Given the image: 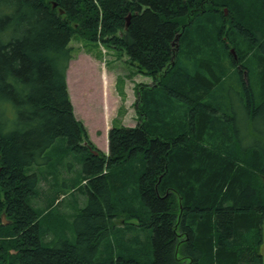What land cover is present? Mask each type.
<instances>
[{
    "label": "trees",
    "instance_id": "obj_1",
    "mask_svg": "<svg viewBox=\"0 0 264 264\" xmlns=\"http://www.w3.org/2000/svg\"><path fill=\"white\" fill-rule=\"evenodd\" d=\"M73 36L152 79L106 156L73 115ZM229 46L225 112L210 95ZM0 167V264H264V0H0ZM66 190L86 201L63 228Z\"/></svg>",
    "mask_w": 264,
    "mask_h": 264
},
{
    "label": "rangeland",
    "instance_id": "obj_2",
    "mask_svg": "<svg viewBox=\"0 0 264 264\" xmlns=\"http://www.w3.org/2000/svg\"><path fill=\"white\" fill-rule=\"evenodd\" d=\"M70 47L73 58L66 74V83L73 113L92 142L93 148L89 152L104 155L107 152V130L111 126L130 127L135 124L136 114L133 102L135 101L136 85L139 83L151 85L152 82L149 77L136 72L123 50H116L113 47L105 46L99 42H90L77 36L72 37ZM230 49L234 51L233 56L237 57L232 46L226 49V54ZM220 63L222 65L217 72L223 78V84H221V80L214 88V92L215 95L218 94L216 102L219 103L220 111L226 112L228 111L227 106L235 103V101H229V91L230 89L236 90V86L239 84L236 65L232 64L227 55ZM249 74L251 73L249 72ZM81 153L83 154V152ZM69 162L67 160L64 165L66 169L69 168ZM45 166L47 168V165ZM74 168L75 165L71 167V170ZM50 177L49 175L48 178ZM44 185L43 191L45 192L49 185ZM48 192L46 195L50 194ZM41 196L43 194L32 198L31 203L34 204L33 201H38L39 203L37 202L35 205L41 207L44 204V199ZM85 201L83 193L80 195L74 193L72 196L69 190H66L61 207L54 209V213L58 209L65 214L64 217L54 215V218L58 220V227L64 228V224L70 221L68 215L73 216L78 208L85 205ZM5 220H8L7 217L3 219V221ZM262 227L261 254L264 263V220ZM11 251L16 254L14 250Z\"/></svg>",
    "mask_w": 264,
    "mask_h": 264
},
{
    "label": "bare ground",
    "instance_id": "obj_3",
    "mask_svg": "<svg viewBox=\"0 0 264 264\" xmlns=\"http://www.w3.org/2000/svg\"><path fill=\"white\" fill-rule=\"evenodd\" d=\"M178 39V36L175 38V40H177ZM217 68L215 69V73L216 74H218V72H217ZM219 75V74H218ZM248 77V73H246V75L244 76V79H246ZM223 78L220 76V80L219 81H221ZM248 79L249 80H251V83H252V89H253V91L255 92V93H257L258 92V89L256 88V86L254 85L253 86V78L252 77H248ZM221 84H223V80L221 81ZM211 96V100H212V103L213 104H215L216 103V99H217V97H215L214 95H210ZM44 184H46V182H44V180L41 178V177H39L38 178V182H37V190H39V191H41V192H43L44 193V191H43V189H44V187L43 186H45ZM52 188H57V185H53L52 186ZM81 190L83 191V193L84 194H86L85 192V189L84 188H81ZM45 194H47V191L45 192ZM51 194H53V192H51ZM47 196V195H46ZM45 196V197H46ZM49 196H47L44 200H45V202L47 201V198H48ZM54 200H55V202H54V205L56 204V202H58L59 201V198H54ZM118 205H117V203H113V208H116ZM116 212V213H115ZM113 214V219H112V221L114 220H116V219H118V218H120L121 217V214L119 213V211H115ZM59 216H62V217H64L65 216V214H64V212H61V214L59 215ZM113 221V222H114Z\"/></svg>",
    "mask_w": 264,
    "mask_h": 264
},
{
    "label": "water",
    "instance_id": "obj_4",
    "mask_svg": "<svg viewBox=\"0 0 264 264\" xmlns=\"http://www.w3.org/2000/svg\"><path fill=\"white\" fill-rule=\"evenodd\" d=\"M55 6V4H53V7ZM225 13H226V10L224 11ZM60 13H61V11H60ZM176 41V40H175ZM231 52H233L232 50H231ZM3 219H4V217H2ZM5 223V222H4ZM7 223V222H6ZM5 223V224H6Z\"/></svg>",
    "mask_w": 264,
    "mask_h": 264
}]
</instances>
